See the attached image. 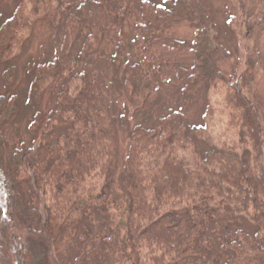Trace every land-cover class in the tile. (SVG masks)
<instances>
[{
	"label": "trees",
	"instance_id": "obj_1",
	"mask_svg": "<svg viewBox=\"0 0 264 264\" xmlns=\"http://www.w3.org/2000/svg\"><path fill=\"white\" fill-rule=\"evenodd\" d=\"M54 1L20 0L17 11L0 25V63H9L20 53L42 9L50 12ZM105 2L85 0L75 15L60 19L63 55L88 29L80 46L85 62L82 72L70 77L62 73L56 57L37 67L38 102L50 84L66 78L46 117L35 113L28 128L31 141L5 152L8 140L0 135V264L10 258L15 264H64L55 244L82 223L88 228L82 237L88 243L79 253V264H112L102 252V243H111L91 237L96 216L111 218L109 202L124 223L131 264L205 261L214 250L210 228L242 215L252 227L221 237L223 264H264V117L254 99L251 68L237 80L216 70L209 47L202 42L204 29L182 92L188 97L208 87L219 92L217 111L225 113L227 129L241 139L203 152L199 139L203 127L189 124L181 111H170L156 125L132 129L129 151L122 160L114 116L91 74L93 54L105 34ZM178 4L186 14L197 9L198 0H176L170 10L143 3L142 7L148 6L143 17L149 26L159 27L179 14L174 9ZM5 74L10 82L14 66ZM123 84L136 112L150 109L162 94L142 78L138 64L127 67ZM5 97L0 96V105L7 101ZM13 103V97L8 98L5 111ZM214 110L209 104L210 116ZM119 176L121 204L116 189ZM105 225L117 224L111 220Z\"/></svg>",
	"mask_w": 264,
	"mask_h": 264
},
{
	"label": "rangeland",
	"instance_id": "obj_2",
	"mask_svg": "<svg viewBox=\"0 0 264 264\" xmlns=\"http://www.w3.org/2000/svg\"><path fill=\"white\" fill-rule=\"evenodd\" d=\"M84 1L56 0L50 12L42 9V16L37 17L20 53L11 62L0 63V96L8 97L9 101L13 97L15 104L5 111L9 107L8 98L5 97L7 101L0 105V135L8 140L5 152L31 141L30 122L37 111L46 117L54 107L55 93L66 78H59L50 84L38 102V86L34 81L37 67L56 57L65 76L82 72L85 61L80 58V46L88 29L80 34L76 43L78 46H74L68 55H63L64 26L60 19L67 18L69 14L75 15ZM174 1L106 0L102 4L103 11L108 12L105 34L93 54L91 74L96 89L102 93L114 116L119 132L117 151L122 160L129 151L132 129L137 125H156L159 117L170 111H181L189 124L203 127L202 135L200 138L197 136L203 152L217 151L241 139L239 133L227 129L225 113L217 111L222 98L219 92L209 87L196 97H188L182 92L186 77L192 71L196 56L194 51L201 46L197 40L204 34V29L206 33L202 42L209 47L216 70L229 80H237L248 67L251 68L254 99L264 117V0H198L197 9L188 10L186 14V8L178 4L174 6L178 15L162 22L159 27L149 26L143 17V10L148 6L142 7L143 3L151 2L152 6L170 10ZM19 2L0 0V25L17 11ZM132 64H138L142 78L148 81L151 88H160L162 92L153 106L145 111L136 112L125 93V70ZM11 65L15 68V74L7 82L5 70ZM209 104L215 109L212 116L207 111ZM116 189L120 192L117 195L120 203L124 194L120 176ZM111 200L116 201V198L112 196ZM107 209L111 218L96 216V228L91 237L95 240L106 238L111 243L103 242L102 252L112 264H131V252L124 243L126 231L121 215H117L118 210L113 209L111 202L107 204ZM242 216L228 217L210 228L214 250L198 264L224 263L221 237L233 236L238 228L249 230L252 227V223ZM111 220L120 228L105 225ZM87 230L85 224H77L57 240L55 247L64 264H79V253L88 243L82 238ZM5 264L15 262L10 258Z\"/></svg>",
	"mask_w": 264,
	"mask_h": 264
}]
</instances>
